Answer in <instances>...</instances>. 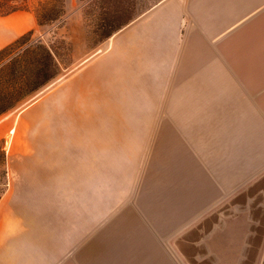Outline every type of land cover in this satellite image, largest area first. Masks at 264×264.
<instances>
[{"label":"crops","instance_id":"crops-1","mask_svg":"<svg viewBox=\"0 0 264 264\" xmlns=\"http://www.w3.org/2000/svg\"><path fill=\"white\" fill-rule=\"evenodd\" d=\"M37 28L0 16V50ZM113 41L70 84L115 88L116 128L134 130L112 148L116 201L94 221L92 149L60 151L49 97L5 115L0 142L28 140L6 150L0 264H264V0H162Z\"/></svg>","mask_w":264,"mask_h":264},{"label":"rangeland","instance_id":"rangeland-1","mask_svg":"<svg viewBox=\"0 0 264 264\" xmlns=\"http://www.w3.org/2000/svg\"><path fill=\"white\" fill-rule=\"evenodd\" d=\"M31 1L32 3L36 2V0ZM161 1H148L151 4L150 9ZM84 7L85 3L81 0H66V17L63 24L52 27L58 38L65 40L66 44L70 47L69 54L59 60L62 73L50 84L9 112L8 122L11 125H18L30 109L43 104L49 97L50 101L47 102L46 110L49 112L54 111V113H50L47 119L60 123V126L54 129H45L44 131L54 132L51 139L60 144V151L62 153H75L79 159L83 158L85 151L92 149L94 221H96L100 217L101 201H110V205L114 203L117 196V186H120L116 169L117 163L121 165V161H116L115 150H112V148L116 146L118 138L120 140L123 139L133 148L131 143L134 130L116 128L118 114L116 112L117 99L115 88H110L108 90V97L103 99L100 90L95 89V86L91 91H86L84 81L81 84H78V82L76 83L78 85L72 87V82L80 78L82 68L97 55L106 51L108 46L114 42H110V39H108L100 45L94 44L91 39L89 22L84 14ZM116 34L113 37H116ZM52 36L53 34L50 33V29L38 27L35 30V38H41L46 43L52 40ZM90 80L91 77H89ZM62 89L63 91H61ZM67 95H74V97L67 98ZM42 115L44 114L40 110L34 112L31 120H40L43 117ZM128 119L127 117L125 118L126 121ZM136 132V135H139L138 133H141L142 130L137 129ZM10 138L11 134H8V143L3 141L2 146H0V193L7 186V148L8 155L20 153L22 152L21 147L26 146L28 140L21 137L16 140L12 138L11 144H9ZM35 143L36 141L32 142V146ZM133 164V160H124L126 182L127 177L133 175ZM121 183H123V178H121ZM101 184L109 186L108 192L101 193L95 191L96 189H100L95 186Z\"/></svg>","mask_w":264,"mask_h":264},{"label":"trees","instance_id":"trees-1","mask_svg":"<svg viewBox=\"0 0 264 264\" xmlns=\"http://www.w3.org/2000/svg\"><path fill=\"white\" fill-rule=\"evenodd\" d=\"M81 1L85 3L84 14L95 45L112 38L151 7V0ZM18 11L34 13L38 27L50 29L53 36L46 43L35 38L34 29L0 50V118L58 78L62 73L59 60L70 52L65 40L52 29L64 22L66 0H0V16Z\"/></svg>","mask_w":264,"mask_h":264},{"label":"bare ground","instance_id":"bare-ground-1","mask_svg":"<svg viewBox=\"0 0 264 264\" xmlns=\"http://www.w3.org/2000/svg\"><path fill=\"white\" fill-rule=\"evenodd\" d=\"M185 1H186V0H185ZM186 16H188V14H186ZM113 38H114V37L110 38V40H109V41H110V42H111V41H113Z\"/></svg>","mask_w":264,"mask_h":264}]
</instances>
